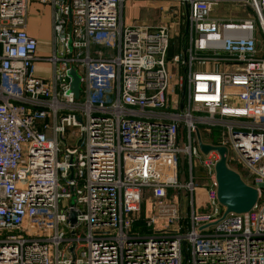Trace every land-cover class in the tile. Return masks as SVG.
<instances>
[{
  "label": "built area",
  "instance_id": "obj_1",
  "mask_svg": "<svg viewBox=\"0 0 264 264\" xmlns=\"http://www.w3.org/2000/svg\"><path fill=\"white\" fill-rule=\"evenodd\" d=\"M126 1L0 0V264H264V0H133L177 16L156 24L127 23ZM31 2L51 9L47 55ZM181 11L179 74L167 53ZM196 132L257 189L249 213L224 214L218 154ZM181 158L205 184L180 180Z\"/></svg>",
  "mask_w": 264,
  "mask_h": 264
},
{
  "label": "rangeland",
  "instance_id": "obj_2",
  "mask_svg": "<svg viewBox=\"0 0 264 264\" xmlns=\"http://www.w3.org/2000/svg\"><path fill=\"white\" fill-rule=\"evenodd\" d=\"M127 5H126V10H125V16L128 15V17L126 18L124 16V19L126 20L127 23H133V24H156L159 22H172L175 20V18L177 17L175 14H173V11H170V9L168 10H164L167 6H165V3L160 4V3H144V2H140V1H133V0H127ZM125 2V3H126ZM163 7V8H161ZM220 8L216 9V14L218 15H222V16H231V15H237L238 11V5H230V4H222L219 6ZM168 8V7H167ZM182 16L179 17L180 21L178 25L175 24V28L174 31L172 33V41H171V45L170 48L168 50L167 53V60L169 62V64L172 65L171 71L176 72V69L179 70V74L182 73V68H180L179 65H177L174 61V58L176 56H178L183 49V45H184V40H183V26L186 21V17L184 15V13H182ZM176 16V17H175ZM95 51H101V52H105V47L103 45L100 46H94L93 48V53L92 55H94ZM46 65V64H44ZM100 93H96L95 95H93L94 98L99 99L100 98ZM204 137L206 139H210V141L212 140H216L217 137H220V135L218 134L217 130H212L210 131V133H204ZM182 160L179 161V165H178V171L180 173V180L183 182L185 181V178L187 179L189 176V171L192 173V175H197V181L199 183V185H202V183H206L207 181V172H205V168H202L199 163L193 167L190 168L189 165L187 164L186 160L184 162L183 158H181ZM193 169V170H192ZM203 175V176H202ZM202 198L198 197V195L195 196V204L197 207V212L199 214H203V213H207L210 210V207L208 205V203L204 200H202ZM180 201H182V199H180ZM184 204H185V200H184ZM144 205V209L145 211H147L149 209V204L147 203H143ZM186 211H184L185 214Z\"/></svg>",
  "mask_w": 264,
  "mask_h": 264
},
{
  "label": "water",
  "instance_id": "obj_3",
  "mask_svg": "<svg viewBox=\"0 0 264 264\" xmlns=\"http://www.w3.org/2000/svg\"><path fill=\"white\" fill-rule=\"evenodd\" d=\"M73 68L68 71L71 77L70 90L75 98L79 96V76ZM198 147L204 154L209 151H216L218 159L214 163V174L216 179V198L217 201L224 207L225 213L242 214L253 208L257 200V189L245 184L239 174L230 169L226 164L227 149L221 145H209L203 143L196 132ZM72 178V175H70ZM68 221L75 222V212L68 213Z\"/></svg>",
  "mask_w": 264,
  "mask_h": 264
},
{
  "label": "crops",
  "instance_id": "obj_4",
  "mask_svg": "<svg viewBox=\"0 0 264 264\" xmlns=\"http://www.w3.org/2000/svg\"><path fill=\"white\" fill-rule=\"evenodd\" d=\"M138 2V1H137ZM127 2L123 10L125 16ZM126 18L128 15L125 16ZM27 32L37 41V53L47 55L51 49L52 27H51V9L49 5L31 2L27 10ZM33 71L39 76H46L49 73L48 65L37 62Z\"/></svg>",
  "mask_w": 264,
  "mask_h": 264
}]
</instances>
